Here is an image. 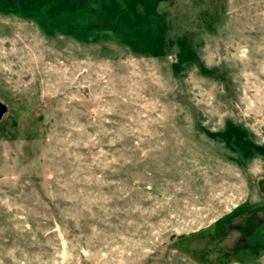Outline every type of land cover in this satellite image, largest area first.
I'll use <instances>...</instances> for the list:
<instances>
[{"label": "rangeland", "instance_id": "1", "mask_svg": "<svg viewBox=\"0 0 264 264\" xmlns=\"http://www.w3.org/2000/svg\"><path fill=\"white\" fill-rule=\"evenodd\" d=\"M124 1L0 12V264H264V0Z\"/></svg>", "mask_w": 264, "mask_h": 264}, {"label": "trees", "instance_id": "2", "mask_svg": "<svg viewBox=\"0 0 264 264\" xmlns=\"http://www.w3.org/2000/svg\"><path fill=\"white\" fill-rule=\"evenodd\" d=\"M135 1L136 0L124 1V8L119 12L117 11V13H114L112 20L110 21L113 23L112 30L119 31L121 34L125 35L127 39H131L132 36L136 34L133 27L135 28L136 26L141 25V23H145V21L148 25H152L154 20L150 14L145 15V21L133 15L130 4ZM89 2L90 0H0V12L4 11L5 13H11L14 15L19 14V16L29 17L37 24L45 26L46 28V26L48 27V24H45L46 16L48 17L51 13L59 11L62 15L67 16L60 21V23H62L71 34L75 35L76 32H81V30L76 29L75 25L77 21H80L81 24L95 23L93 22V17L89 16L87 19L88 12L92 13L95 11L89 6ZM81 8L84 9L82 11L84 14L82 18L86 20L74 19L75 16L77 18L78 11H80Z\"/></svg>", "mask_w": 264, "mask_h": 264}, {"label": "flooded vegetation", "instance_id": "3", "mask_svg": "<svg viewBox=\"0 0 264 264\" xmlns=\"http://www.w3.org/2000/svg\"><path fill=\"white\" fill-rule=\"evenodd\" d=\"M256 227L258 229H255ZM255 228L253 227L245 232V235L239 241L241 246L246 245L245 247L247 249H253L254 247L262 245L264 248V220L259 222Z\"/></svg>", "mask_w": 264, "mask_h": 264}, {"label": "water", "instance_id": "4", "mask_svg": "<svg viewBox=\"0 0 264 264\" xmlns=\"http://www.w3.org/2000/svg\"><path fill=\"white\" fill-rule=\"evenodd\" d=\"M5 111V107L0 103V117L2 114H4Z\"/></svg>", "mask_w": 264, "mask_h": 264}]
</instances>
